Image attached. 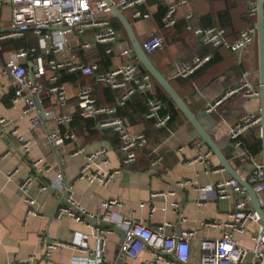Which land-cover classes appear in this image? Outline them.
I'll use <instances>...</instances> for the list:
<instances>
[{"label": "crops", "instance_id": "crops-1", "mask_svg": "<svg viewBox=\"0 0 264 264\" xmlns=\"http://www.w3.org/2000/svg\"><path fill=\"white\" fill-rule=\"evenodd\" d=\"M175 1L177 0H159L157 4L150 1L143 8L151 14V19L147 22L131 19L130 13H124V16L132 25L140 44L154 34L165 39L164 49L148 55L149 59L160 74L171 82L174 90L194 114L206 111L209 105L223 98L245 74L251 75L252 79L259 82V73L255 71V63L258 60V48H255L257 42L246 52L236 55L224 48L205 46L187 31L190 23L199 28L220 27L213 23H217L218 13H222L226 7L224 0H188L187 6L181 8L177 14L176 28L166 31L162 19L168 6ZM159 5L163 7L161 11H158ZM229 5L235 28H220L226 31L227 41L234 43L240 32L250 23L248 3L229 0ZM187 13L193 14L190 23L185 19ZM11 17L12 8L0 4V27H9ZM209 19H212L213 25H207ZM157 20L161 21V25H158ZM120 33L124 44L132 47L130 40L125 39L121 31ZM29 47L38 48V37L32 32L27 33L24 38L3 42L0 52V119L9 124L5 132L0 131V264L27 262L32 258L36 260V264H80V260L89 258L98 248L96 229L106 233L102 255L104 264H124L119 258V250L124 238L125 219L134 220L151 229L170 224L171 227L166 229L168 235L183 229L195 232L191 246L192 259L197 260L199 242L218 240L222 235L220 229L206 227L204 223L212 220L226 222L234 207L236 196L198 204V188L213 187L220 181L231 179L232 176L212 152L208 163L197 161L199 157L207 155L210 148L199 141L198 134L190 122L183 114H179L175 122L168 124L167 128L150 131L148 134H145L146 128L142 124L130 127L134 133H144L149 142L145 149L138 152L137 160L131 166L122 165L118 145L113 146L105 139L102 133L106 131L97 130L98 138L90 140L80 136L73 129L75 141L67 142L62 148H53L47 143L46 135L55 125L48 120H43L42 125L37 127L32 125L31 117L23 115V102L13 103L11 78L4 73L6 61L18 50ZM75 53L83 62L96 60L99 65L101 58L107 57L110 65L106 71L122 62L120 58L107 56L102 48L89 53L76 50ZM41 54L38 52V55ZM208 54L214 61L194 76L186 80L169 79V74L175 66L189 63L196 56ZM29 64L33 65L28 61L27 69ZM62 84L68 92L69 101L67 107L61 111L67 113L75 112L80 88L92 85L98 93L101 90L90 77H78ZM43 106L44 109H54L56 114L60 113L51 96L43 95ZM248 113L261 114L260 99L245 100L241 95H234L226 98L215 112L209 113L216 123L215 127L211 128L210 121L204 120L205 125L210 126L209 135L216 141L232 170L237 172L240 178H246L252 167L228 140L227 131ZM14 131L17 134H14ZM19 136L31 143L28 156L20 153ZM254 138L261 139V125L242 138L243 147L244 143L251 144ZM230 146L235 152L230 150ZM100 149L107 151L108 163L104 165L102 160H95L91 163L92 170L104 173L119 171L116 178L105 186L89 184L79 178L80 170L86 164L88 156ZM80 150L82 152H79ZM248 154L253 155L249 152ZM255 156H259L263 164L262 152ZM158 158L162 161L158 166H154L153 162ZM191 161L194 163L188 165ZM35 162H41L38 174L31 168ZM59 174L63 175L65 183L72 188V197L76 204L93 215V220L78 223L69 216L56 218L60 203L58 196L50 190L42 191V185L55 183ZM30 177H33L34 182L28 195L37 202V216L27 214L28 208L20 190L21 184ZM260 198L263 199V194ZM111 199H118L121 205L106 214L99 205ZM174 204H178L179 210L175 211ZM255 231L256 226L250 224L246 234L236 236L238 243L251 247V236ZM80 236H86V250L72 246ZM47 242L63 243L66 246L57 248L51 257L46 259ZM151 258L150 251L146 249L133 264H144ZM158 264L174 262L159 261Z\"/></svg>", "mask_w": 264, "mask_h": 264}, {"label": "built area", "instance_id": "built-area-1", "mask_svg": "<svg viewBox=\"0 0 264 264\" xmlns=\"http://www.w3.org/2000/svg\"><path fill=\"white\" fill-rule=\"evenodd\" d=\"M150 1L153 0H111L110 5L105 0H0V4L12 8L11 24L7 28L0 27V52L2 43L7 40L24 38L29 32L38 37V48L29 47L15 52L13 57L6 61L4 73L11 78L14 90L13 103L23 102V115L31 117L32 125L40 126L43 120L55 125L46 135L47 143L51 147L62 148L67 142L75 141L76 136L71 125L75 115L78 114L85 120H95L97 130L109 131L117 135L120 141L119 153L122 165H133L137 160L138 152L148 146V138L142 132H132L118 113L136 94L148 97V111L145 118L154 120L157 129L167 128L171 116L160 114L163 101L155 96L152 77L149 73L140 70L133 48L124 44L122 34L113 26L112 8L118 9L123 14L130 13L131 19L136 21L150 20L151 14L143 9ZM242 1L248 3V16L255 18L256 21L242 30L234 43L227 41L226 31L218 26L193 27L190 23L193 18L192 13L185 15V19L190 23L187 31L205 46L224 48L236 55L246 52L257 42V3L256 0ZM187 4L188 0H177L168 6L162 19L164 29L172 30L176 27L177 14ZM164 46L165 39L156 34L141 44L147 55L163 50ZM99 48L104 49L107 56L120 58L122 62L100 73L99 62L92 60L85 63L75 53L76 50L83 53L95 52ZM38 52L42 54L38 55ZM211 60L210 54L196 56L189 63L175 66L169 74V79H189ZM28 61L34 66L31 76L26 67ZM48 71L51 72L49 76ZM63 73L93 77L98 84L120 94L117 95L114 104L100 105L93 97L92 86L86 85L79 90L75 112H62L69 101L65 85L60 82ZM43 95L54 98L55 106L60 110L59 114H56L54 109H44ZM234 95H241L245 100L260 99V83L252 79L249 74L243 75L238 84L223 98L209 105L206 112H215L226 98ZM8 125L6 120L0 119V131L5 132ZM259 125H261V116L248 113L229 127L227 138L233 147L240 151L242 158L250 162L252 167L250 173L246 178L241 179L253 187L260 206H263L260 195L264 192V166L261 158L248 154L242 143V138ZM14 134L17 132L14 131ZM18 139L21 145L20 153L28 156L31 143L20 136ZM211 154L210 151L204 157H199L197 161L208 163ZM95 160H102L103 164L107 165V151L100 149L90 154L80 170L79 178L89 184L105 186L116 178L119 171L107 173L93 171L91 163ZM161 161L162 159L158 158L153 165L158 166ZM40 163L35 162L31 165L34 173L38 174ZM193 163L188 162V165ZM33 182V177L26 179L21 184L20 190L28 208L27 214L37 216V202L28 195ZM184 185L179 184V186ZM47 190L56 194L60 202L56 218L69 216L78 223L94 219L93 215L76 204L72 197V188L65 183L62 174L57 176L55 183L42 185V191ZM197 191L199 205L209 200H227L236 196L234 207L229 212L226 222L212 220L204 223L206 227L220 229L221 238L200 241L198 259L193 260L191 244L195 232L183 229L168 235L166 229L171 227L170 224L151 229L134 220L125 219L124 238L119 250V258L125 262L124 264H133L146 249L150 251L152 258L144 264H158L159 261H172L174 264H264V224L259 214L252 209L246 189L236 179L231 178L220 181L213 187H200ZM120 205L118 199H111L101 202L99 207L106 214H110ZM173 207L175 211L179 210L178 204H174ZM250 224L256 226V231L251 236V247H245L238 243L236 236L246 234ZM96 231L98 248L89 258L80 260V264H104L102 255L106 244V233L101 229ZM85 239L86 236L76 238L72 246L86 250ZM65 246L66 244L63 243L47 242L46 259L51 257L54 250ZM7 264H36V260L32 258L27 262Z\"/></svg>", "mask_w": 264, "mask_h": 264}, {"label": "water", "instance_id": "water-1", "mask_svg": "<svg viewBox=\"0 0 264 264\" xmlns=\"http://www.w3.org/2000/svg\"><path fill=\"white\" fill-rule=\"evenodd\" d=\"M108 4L111 5V0H105ZM257 3V48H258V73H259V82H260V105H261V140H262V158L264 166V0H256ZM113 19L118 21L133 48L134 56L137 59L138 63L150 74L156 84L162 88L165 93L170 97V99L175 103L177 108L181 113L186 117L190 122L193 128L198 134V139L203 145H207L210 148V151L218 158L221 163V166L230 173L232 178L236 179L247 192V196L250 200L252 209L257 212L261 218L262 223L264 224V204L260 206L258 198L254 192L253 187L244 182L240 176L232 170L228 159H226L223 151L220 149L216 141L209 135L210 126H206L204 120H209L211 128L216 126V123L212 120L209 113L206 111L200 114H194L186 105L184 100L177 94L174 90L171 82L166 79L160 72L154 67L152 62L149 59V56L143 51L140 42L136 38L134 29L130 24L129 20L121 13L118 9L112 8ZM29 75L33 71V65L29 64ZM230 150L235 152L232 146ZM244 159V158H243ZM264 171V170H263ZM263 203H264V192H263Z\"/></svg>", "mask_w": 264, "mask_h": 264}, {"label": "trees", "instance_id": "trees-1", "mask_svg": "<svg viewBox=\"0 0 264 264\" xmlns=\"http://www.w3.org/2000/svg\"><path fill=\"white\" fill-rule=\"evenodd\" d=\"M226 3V7L224 9V11L219 12L218 13V20L217 23H213L212 19H209V23H207V25H219L220 27L223 28H231L234 29L235 28V24L232 23V16H231V8L229 5V0H224ZM153 4H157L159 3V0H153L152 2ZM163 9V7L161 5L158 6V11H161ZM160 14V13H159ZM156 18V16H155ZM248 18L250 19V23L248 25V27L251 24H254V22L256 21L255 18H250L248 16ZM208 19V17L206 18ZM158 25H161V21L157 20ZM213 23V24H212ZM113 26L116 30H120L123 34L125 39H128L126 33L124 32L121 24L114 20L113 21ZM176 28V27H175ZM167 31V30H166ZM256 44V43H255ZM214 60H211L209 63H207L203 68L209 66ZM110 65V60L107 59V57H102L101 58V63H100V73H103L106 71L107 67ZM140 70L142 72L148 73L140 64H139ZM202 68V69H203ZM49 74H51V72L48 71ZM48 74V76H49ZM78 77L81 78H85V76H82L80 74L74 76V75H69L67 73H64V76L61 79V83L64 82H69L71 80H75ZM88 78V77H86ZM92 80L94 81V84L99 86L101 88V90L96 91L95 87L92 86L93 88V97L98 101V103L100 105H112L115 102V99L117 97V95H119V92H114L112 91L109 87H104L101 86L100 84H98L93 77ZM153 79V78H152ZM154 85H155V89H156V93L155 95L157 96V98L161 99L163 101V108L160 112L161 115L164 114H170L171 115V121L169 122V125L173 124L175 122L176 117L180 114L182 115L181 111L177 108V106L175 105V103L170 99V97L165 93V91L160 88L156 82L153 80ZM100 96V98H99ZM147 99L148 97L142 95V94H136L134 95L129 102L127 103V105L119 110L118 116L125 122V124L128 126V128L132 127V126H136L137 124H142L144 125V127L146 128L145 134L149 133L150 131H154V130H158L155 127V121L154 120H147L145 118L146 113L148 111L147 108ZM72 130H76V132L80 135L85 137L86 139H95L98 138L97 137V129H96V121L95 120H85L81 117H79L78 114L75 115V119L71 125ZM105 136V139H107L108 141H110L113 146H117L119 148V140L117 138V136L115 134H112V132L106 131L104 133H102ZM102 135V136H103ZM244 148L251 154L255 155V154H260L262 152V141L260 138H254L253 142L251 144H245L244 143Z\"/></svg>", "mask_w": 264, "mask_h": 264}, {"label": "rangeland", "instance_id": "rangeland-1", "mask_svg": "<svg viewBox=\"0 0 264 264\" xmlns=\"http://www.w3.org/2000/svg\"><path fill=\"white\" fill-rule=\"evenodd\" d=\"M255 48H257V45L255 46ZM255 71L257 72L258 71V60H257V62L255 63Z\"/></svg>", "mask_w": 264, "mask_h": 264}]
</instances>
